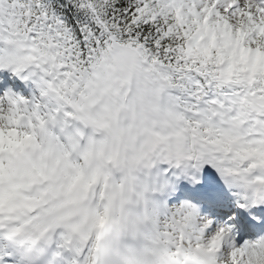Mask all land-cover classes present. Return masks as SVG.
I'll use <instances>...</instances> for the list:
<instances>
[{"label": "snow or ice", "instance_id": "6c2138e0", "mask_svg": "<svg viewBox=\"0 0 264 264\" xmlns=\"http://www.w3.org/2000/svg\"><path fill=\"white\" fill-rule=\"evenodd\" d=\"M0 264H264V0H0Z\"/></svg>", "mask_w": 264, "mask_h": 264}]
</instances>
